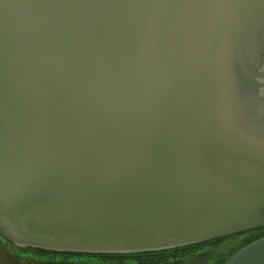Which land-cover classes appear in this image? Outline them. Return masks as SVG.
<instances>
[{
    "label": "water",
    "instance_id": "obj_1",
    "mask_svg": "<svg viewBox=\"0 0 264 264\" xmlns=\"http://www.w3.org/2000/svg\"><path fill=\"white\" fill-rule=\"evenodd\" d=\"M264 225V0H0V234L134 253ZM224 264H264V234Z\"/></svg>",
    "mask_w": 264,
    "mask_h": 264
},
{
    "label": "trees",
    "instance_id": "obj_2",
    "mask_svg": "<svg viewBox=\"0 0 264 264\" xmlns=\"http://www.w3.org/2000/svg\"><path fill=\"white\" fill-rule=\"evenodd\" d=\"M263 234H264V225L259 227L247 228L244 230L236 231L227 235L210 238L196 243H189V244L170 247L161 250H151V251H142V252H134V253H91V254L85 253V254H90L94 256L102 255L107 259L116 260L117 262H122V259H130L133 262L139 264H167L168 262L179 258H189L208 246L217 245V243L221 242L226 238L240 237V241L238 242L235 250L228 256L229 258L240 247H242L243 245L249 243L253 239ZM22 249L26 250V252L29 251L43 252L42 249H35L29 247H24V248L22 247ZM64 253H67V251H65ZM68 254H72V253H68ZM227 259L221 264H224L227 261Z\"/></svg>",
    "mask_w": 264,
    "mask_h": 264
},
{
    "label": "rangeland",
    "instance_id": "obj_3",
    "mask_svg": "<svg viewBox=\"0 0 264 264\" xmlns=\"http://www.w3.org/2000/svg\"><path fill=\"white\" fill-rule=\"evenodd\" d=\"M240 241V237H230L222 240L217 243L215 246H208L205 249L200 250L193 256L189 258H179L176 260H172L167 264H221L224 262L228 256L235 250L238 242ZM22 247H18L4 236L0 234V264L3 262L4 264H50L46 260H42L40 263L34 261L30 258H34L32 251H30L29 255L26 256L30 258H26L27 260L21 259V256H16L15 254H20V250ZM36 255L39 258H44L38 253H47V252H36ZM22 260V261H21ZM26 261V262H23ZM45 262V263H44ZM95 264H139L133 262L130 259H122V262H117L116 260L111 259H101L100 262H94ZM77 264V263H76ZM78 264H86V263H78Z\"/></svg>",
    "mask_w": 264,
    "mask_h": 264
},
{
    "label": "flooded vegetation",
    "instance_id": "obj_4",
    "mask_svg": "<svg viewBox=\"0 0 264 264\" xmlns=\"http://www.w3.org/2000/svg\"><path fill=\"white\" fill-rule=\"evenodd\" d=\"M48 251L49 250H47V251L43 250V252H47L46 254L45 253H38L41 256L45 255L44 258H39L35 252L32 253V255L36 256V257L30 258V257L26 256L27 254L29 255L30 251L26 252V250H24V249L20 250V254H15V255L21 256V259H23V260H27L26 258H30L34 261L39 262V263L42 260H46L50 264H76V263L77 264L78 263L95 264L94 262H100L101 259L102 260L107 259L102 255L94 256V255L85 254V253H78V252L64 253L65 251H51V252H48ZM38 252H41V251H38ZM68 253H72V254H68ZM23 262H26V261H23ZM1 264H4V263L1 262Z\"/></svg>",
    "mask_w": 264,
    "mask_h": 264
}]
</instances>
